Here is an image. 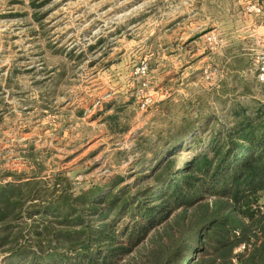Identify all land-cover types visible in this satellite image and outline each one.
Here are the masks:
<instances>
[{
	"label": "rangeland",
	"instance_id": "obj_1",
	"mask_svg": "<svg viewBox=\"0 0 264 264\" xmlns=\"http://www.w3.org/2000/svg\"><path fill=\"white\" fill-rule=\"evenodd\" d=\"M0 8L2 185L36 179L51 191L66 179L75 195L111 186L135 195L157 187L176 153L168 151L192 130L205 127L204 143L222 138L264 107V0H0ZM155 231L117 264L142 258ZM5 249L0 264L12 254Z\"/></svg>",
	"mask_w": 264,
	"mask_h": 264
},
{
	"label": "trees",
	"instance_id": "obj_2",
	"mask_svg": "<svg viewBox=\"0 0 264 264\" xmlns=\"http://www.w3.org/2000/svg\"><path fill=\"white\" fill-rule=\"evenodd\" d=\"M204 130L168 151L188 147L190 159L167 158L157 187L135 195L113 186L75 195L66 179L51 191L36 179L0 184L5 264H117L152 229L133 264H264V107L222 138L204 143Z\"/></svg>",
	"mask_w": 264,
	"mask_h": 264
},
{
	"label": "built area",
	"instance_id": "obj_3",
	"mask_svg": "<svg viewBox=\"0 0 264 264\" xmlns=\"http://www.w3.org/2000/svg\"><path fill=\"white\" fill-rule=\"evenodd\" d=\"M262 70H263V71H262V73H261V76L264 77V69H262Z\"/></svg>",
	"mask_w": 264,
	"mask_h": 264
},
{
	"label": "water",
	"instance_id": "obj_4",
	"mask_svg": "<svg viewBox=\"0 0 264 264\" xmlns=\"http://www.w3.org/2000/svg\"><path fill=\"white\" fill-rule=\"evenodd\" d=\"M1 9V8H0Z\"/></svg>",
	"mask_w": 264,
	"mask_h": 264
}]
</instances>
